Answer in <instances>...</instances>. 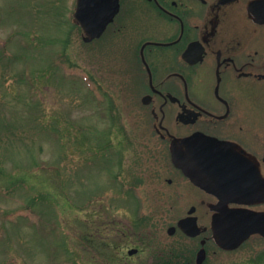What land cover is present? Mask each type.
<instances>
[{"label":"rangeland","instance_id":"1","mask_svg":"<svg viewBox=\"0 0 264 264\" xmlns=\"http://www.w3.org/2000/svg\"><path fill=\"white\" fill-rule=\"evenodd\" d=\"M59 3L0 0V161L7 172L44 170L46 180L63 186L58 190L72 201L67 206L62 202L53 217L36 222L44 227L46 220L54 223L48 236L50 232L41 233L28 222L17 227L9 221L10 214H21L29 206L25 198L30 193L0 189V264H106L87 245L86 235L115 243L113 251L120 250L130 264H149L152 252L147 245L172 241L167 230L185 216L188 197L174 195L167 184L172 176L156 147L157 138L151 136L138 93H121L126 83L117 73L119 60L109 61L115 52L87 47L72 20L76 1ZM112 103L115 124L123 120L122 127L141 140L134 141L133 148L121 135L117 141L114 132L112 149L122 148V154L111 150L104 161L88 144L101 147L99 137L112 122L105 119ZM55 129H61L63 137ZM28 151L35 152V159ZM69 177L76 178V186ZM64 242L69 253L63 250ZM139 247L145 252L132 257L129 250ZM263 254L264 240L253 238L236 252H226L218 264H263Z\"/></svg>","mask_w":264,"mask_h":264},{"label":"flooded vegetation","instance_id":"2","mask_svg":"<svg viewBox=\"0 0 264 264\" xmlns=\"http://www.w3.org/2000/svg\"><path fill=\"white\" fill-rule=\"evenodd\" d=\"M91 44L115 52L109 61L119 60L121 93H138L162 142L167 184L188 197L172 241L147 245L149 264H218L225 251L215 224L236 211L264 213V0H119L114 21ZM208 144L249 169L244 194L202 170L196 154ZM188 218L200 235L179 228Z\"/></svg>","mask_w":264,"mask_h":264},{"label":"water","instance_id":"3","mask_svg":"<svg viewBox=\"0 0 264 264\" xmlns=\"http://www.w3.org/2000/svg\"><path fill=\"white\" fill-rule=\"evenodd\" d=\"M119 11L118 0H77L76 12L73 17L82 30L85 42H92L96 38H100L107 29L108 25L114 20ZM1 75V68H0ZM206 149L202 150L196 156L200 157L198 163L203 166L202 170L210 172V178L214 180L218 187L231 186L236 194H244L245 185L244 175L249 169H244L238 157L220 147L208 144ZM202 157L204 159H202ZM251 167V172L255 175L254 182H257L258 176L255 169ZM243 179V180H242ZM221 181L222 185L219 186ZM227 182V183H226ZM226 183V184H225ZM238 183V185H237ZM225 184V185H224ZM249 185V183H248ZM255 188V184L251 185ZM249 187V186H248ZM247 187V188H248ZM249 189V188H248ZM253 194V193H248ZM193 220V224L196 222ZM191 219L180 221L179 227L190 236L199 235L200 231L194 224L191 227ZM174 228L169 230V234H174ZM215 234L219 243L226 250H233L249 239L250 236L260 234L264 236V214L249 213L239 211L227 214L223 219L214 226ZM137 251L129 252L131 255Z\"/></svg>","mask_w":264,"mask_h":264},{"label":"trees","instance_id":"4","mask_svg":"<svg viewBox=\"0 0 264 264\" xmlns=\"http://www.w3.org/2000/svg\"><path fill=\"white\" fill-rule=\"evenodd\" d=\"M59 2H60V0H55L56 5L60 4ZM24 34H27V33H24ZM24 34H22V35L24 36ZM111 124H112L111 127H109L107 129V131H102V132H105V133H102L103 137H99L100 138L99 140L101 142L100 148L99 147L94 148L93 145L91 146V145H89L90 143L88 144V142H87L89 150L92 151V153L96 157L101 155L104 158V161L107 159V156H109V154L111 153V150H113L116 153L118 151L119 155L122 154L120 152L122 150V148H120V150H118V148L112 149V147L114 145L113 139H115V137L112 136L114 132L116 134V140H117V137L119 135H121V139L123 142L127 141V143H129L130 147L133 146L132 143L130 142V140L128 138L126 139V132L124 131V129H122V128L119 129V127L114 122ZM25 127H27V125H25ZM58 128H59V126H58ZM62 132L63 131L61 129H58V130L55 129V133L58 136L60 135L59 137H63V135L61 134ZM123 142L122 143L119 142L121 147L123 145ZM83 145H84V149H86L87 148V147L85 148L86 144L84 143ZM99 149L102 152H98ZM81 151L83 152L84 150H81ZM27 154H28V157L32 156L35 159V152L29 153V151H28ZM20 156L23 158H27V157L23 156L22 154ZM101 156L99 157V160H101V158H102ZM110 157H112V156H110ZM67 158L68 157H66V159ZM119 159H121V156H119ZM74 162L75 163H73V164L75 166L78 165L77 164L78 162L76 163V159H74ZM110 162L111 161H109V159L106 161V163L109 165H110ZM119 163H121V161ZM37 165H38V163H37ZM86 167H87V165H86ZM109 168H111V167H109ZM107 170H108V166H107ZM73 171H75L74 168H73ZM80 171L81 170L76 171L75 174L77 175ZM98 172H99V170H98ZM110 174H112V171L110 172ZM69 178L73 179L72 184L74 186H76V178H72V177H69ZM47 185L52 187L51 189H53V190L51 192H46V190H44L48 187ZM11 188L14 190V193L20 194L21 192L24 193V191H25L26 193H28V194L30 193V195H31V197L30 196L28 197V195H26L25 200H26V202H28L27 204H29V206L26 207V209L24 210L23 213H21V214L15 213L12 215L10 214V216H9L10 220L9 221L12 222V225L19 227V225H23L21 223V221H25V222L30 223L31 226H33V228H35V230H37V231L39 230L41 233L50 232L47 234L48 236L52 233L50 230L52 229V226L54 223L52 221L46 220V222H44V223L45 224L47 223V224H46V227H44L42 225L43 223L40 224V223H36V222L38 220H39L38 222H41L40 220L41 219L44 220V218H46L47 215H52V217H53L55 215V211H56L57 207L60 204H62V202L66 206L68 204H71V202H72L70 199L71 195L69 196L68 193L64 195V191L61 192L58 190L59 188H64L63 186L58 187L56 183L54 186L53 183H49V181L46 180V178L44 177V170H41V169L25 170V169H23L20 171V174L15 173L14 170L12 172H7V171H5V166H4L3 161H0V189L10 191L9 189H11ZM74 196H75V194H74ZM61 207L62 206L60 205V208ZM80 207H83V206L81 205ZM63 209L66 210L67 208L63 207ZM52 219L54 220V218H52ZM55 220L57 221V217L55 218ZM95 224H96V222H95ZM47 225H48V227H47ZM87 231H88V233L94 232V231H91L89 229H87ZM101 231H103V229L99 228V232L97 234H101L102 233ZM45 240H46L45 242L48 241L47 238H45ZM85 240L87 241L88 246H90L91 248H95L96 252L99 253V255H101L102 259L107 261L106 264H122L121 255L118 254L117 252L113 251L114 250L113 246L115 245V243H113V242L109 243V241H107V239L104 237L103 238L102 237H98V238L91 237V239H90L89 235L85 236ZM62 247L66 253L70 252L68 246L66 245V242H64V246L62 245Z\"/></svg>","mask_w":264,"mask_h":264}]
</instances>
